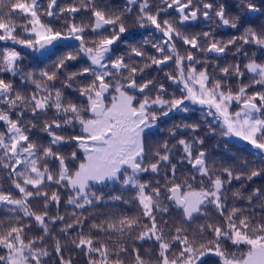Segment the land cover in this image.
I'll use <instances>...</instances> for the list:
<instances>
[{"label":"snow or ice","instance_id":"snow-or-ice-1","mask_svg":"<svg viewBox=\"0 0 264 264\" xmlns=\"http://www.w3.org/2000/svg\"><path fill=\"white\" fill-rule=\"evenodd\" d=\"M77 255L264 264V0H0V264Z\"/></svg>","mask_w":264,"mask_h":264},{"label":"flooded vegetation","instance_id":"flooded-vegetation-1","mask_svg":"<svg viewBox=\"0 0 264 264\" xmlns=\"http://www.w3.org/2000/svg\"><path fill=\"white\" fill-rule=\"evenodd\" d=\"M123 2H124V0H112V3H113L114 5H116V6H120V5H122ZM225 2L228 3V4H231V3L233 2V0H225ZM170 11H171V10H170ZM256 23L259 24L260 21H257ZM129 24L132 25V24H133V21H129ZM200 27H203V25H200ZM194 30L198 31L199 28H196V29H194ZM234 31H235V30H231V29L218 30V35L221 36L222 38H225V39H226V38L228 37V35H229L230 33L234 32ZM150 32H151V29H139L138 27H132V28H131V33H132L133 36L135 37V40H133V43H135V41H137V40H142V39H144V38H146V37H149ZM126 35H127V34H126ZM129 38L131 39L132 37H129ZM257 55L259 56L260 53H257ZM228 59H229V60H232V59H234V57L229 56ZM26 63H31V59H29ZM197 115H198V113H197ZM178 121H179V117L177 118V122H178ZM170 125H171V121H169L168 126H170ZM155 135H156V138L159 139V138H161V137H166V136H167V132H155ZM231 143H233V144H234V143L241 144V142L238 141V140H236V139H233V140L231 141ZM214 144H215V141H209L208 146H209V147H213ZM241 145H242V144H241Z\"/></svg>","mask_w":264,"mask_h":264},{"label":"trees","instance_id":"trees-1","mask_svg":"<svg viewBox=\"0 0 264 264\" xmlns=\"http://www.w3.org/2000/svg\"><path fill=\"white\" fill-rule=\"evenodd\" d=\"M234 144H237V145H239V146H243V145L238 144V143H234ZM210 148H211V147H210ZM75 259H76V261H77V264H86V260H85V258L83 257V255H77V256L75 257Z\"/></svg>","mask_w":264,"mask_h":264}]
</instances>
